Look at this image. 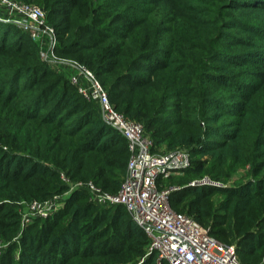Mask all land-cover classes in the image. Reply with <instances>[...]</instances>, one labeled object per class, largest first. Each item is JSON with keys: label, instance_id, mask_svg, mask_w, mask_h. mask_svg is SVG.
Masks as SVG:
<instances>
[{"label": "trees", "instance_id": "16d2710c", "mask_svg": "<svg viewBox=\"0 0 264 264\" xmlns=\"http://www.w3.org/2000/svg\"><path fill=\"white\" fill-rule=\"evenodd\" d=\"M19 1L43 6L57 52L95 73L154 152H190L193 167L163 186L191 168H247L235 185L182 183L170 202L235 244L242 264H264V0ZM32 41L0 21V264H158L128 209L94 204L85 189L21 230L26 202L67 191L62 171L116 192L130 157L125 136Z\"/></svg>", "mask_w": 264, "mask_h": 264}, {"label": "built area", "instance_id": "2783aa9c", "mask_svg": "<svg viewBox=\"0 0 264 264\" xmlns=\"http://www.w3.org/2000/svg\"><path fill=\"white\" fill-rule=\"evenodd\" d=\"M0 21L12 23L34 41L47 44L41 52L50 66L67 68L66 60H58L57 33L46 20V13L36 4L18 0H0ZM76 62V61H75ZM80 74L72 75L71 83L88 101L98 105L103 120L125 136L130 157L127 171L116 192L103 189L93 180H74L66 172L60 173L68 189L65 193L46 200H33L21 212V230L35 218H46L64 205L65 199L76 190H87L89 200L101 206L124 205L133 219L145 229L150 242L146 256L158 253V264H242L235 244L225 243L211 234L209 228L194 217L175 210L170 202L172 192L182 185H162L172 175H182L191 166V155L186 148L164 153L153 151V141L146 135L142 122L129 118L116 109L108 91L86 66L76 62ZM187 186L225 187L226 183L210 175L194 179ZM21 231V232H22ZM9 243L0 236V254ZM144 258L137 264H142Z\"/></svg>", "mask_w": 264, "mask_h": 264}, {"label": "rangeland", "instance_id": "374dc122", "mask_svg": "<svg viewBox=\"0 0 264 264\" xmlns=\"http://www.w3.org/2000/svg\"><path fill=\"white\" fill-rule=\"evenodd\" d=\"M32 4H36L39 7H43L40 3H37V2L32 3ZM34 42H36V41H34ZM34 46L37 48L36 51H37L38 57L41 60H43L42 59L41 52H46L47 51V44L44 45L42 43L36 42V44ZM56 55H57L58 60H60V61L66 60L67 63H68V67L67 68H57V67H54V66H52V67L54 69H56L58 72L65 74L66 77H67V79H68V81L71 83V77H72V75L73 74L74 75L80 74L79 69L77 67H75L77 61L75 59L70 58L69 56L60 55L58 52L56 53ZM43 61H45V60H43ZM195 161L196 160H193V163L194 164H195ZM193 165H191V166L193 167ZM188 170H189V172L187 171L184 176H182L179 179L178 178L177 179H172L171 181H169L167 183V185L168 184H170V185H180L182 183L183 184L189 183V182H191L194 179H198V178H201V177L206 176V175L213 176V175L216 174L217 171L220 172V174L223 175L222 178L224 177L226 179V180L225 179H223V180H220L219 179L221 182L227 183V185H235V184H238L239 182L243 181L246 178V176L248 175V170H247L246 167H244V165L236 166V167H234L231 170H228L226 168L225 169H223V168L222 169L221 168H219V169L218 168L211 169L209 166H206V167L202 168L201 170H199L197 172L193 171L192 168L191 169H188ZM171 183H173V184H171ZM222 196H223L222 192H217V193H214L210 197L209 202L211 204H213V207H214L213 209H216V207H218V205H219L218 202L222 198ZM27 203H29V202H26L24 204V206L21 207V209L26 210V204ZM199 223H201L202 225H204L206 228H210V224H205V222H203V220L202 221H199Z\"/></svg>", "mask_w": 264, "mask_h": 264}]
</instances>
